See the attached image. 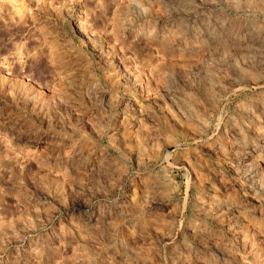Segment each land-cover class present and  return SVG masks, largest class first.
I'll list each match as a JSON object with an SVG mask.
<instances>
[{
    "label": "rangeland",
    "instance_id": "obj_1",
    "mask_svg": "<svg viewBox=\"0 0 264 264\" xmlns=\"http://www.w3.org/2000/svg\"><path fill=\"white\" fill-rule=\"evenodd\" d=\"M0 32V264H264V0H0Z\"/></svg>",
    "mask_w": 264,
    "mask_h": 264
},
{
    "label": "bare ground",
    "instance_id": "obj_2",
    "mask_svg": "<svg viewBox=\"0 0 264 264\" xmlns=\"http://www.w3.org/2000/svg\"><path fill=\"white\" fill-rule=\"evenodd\" d=\"M211 33V32H210ZM2 35H3V33L2 32H0V41H2ZM225 37V36H224ZM221 38V37H220ZM224 38L222 37V39L221 40H223ZM230 39V38H229ZM1 43V42H0ZM59 45V44H58ZM57 45V50H59V49H61V47L60 46H62V45H60V46H58ZM57 52V51H56ZM63 52V55H62V57H64L65 59H66V57H65V52L64 51H62ZM68 54V53H67ZM70 55H68V57H69ZM67 57V58H68ZM69 61V60H68ZM18 70V69H17ZM77 71V70H76ZM72 73V72H71ZM74 74V73H73ZM70 80V79H69ZM79 81V80H78ZM69 83L70 84H72L73 85V83H74V80L72 79L71 81H69ZM76 87V86H75ZM73 88V87H72ZM76 90V89H75ZM10 94H11V97H12V95L14 96V98H17V99H22L24 102V104L25 105H29L30 104V108L31 109H33L34 107H35V101L31 98V97H29V95L27 94V92H23V91H20V90H18V88L17 89H10V91H8ZM9 94V95H10ZM40 105V104H39ZM44 105V104H43ZM43 105L41 106H38L39 108H38V111H40V109H41V111L40 112H42L43 111V108L44 109H46V108H49L48 106H46V104H45V106L43 107ZM29 108V109H30ZM36 108V107H35ZM34 108V109H35ZM36 110V109H35ZM36 112V111H35ZM47 112V111H46ZM43 114H44V112H42ZM47 114V113H46ZM38 115H39V113H38ZM39 117V116H38ZM43 120H44V118H43ZM42 120V121H43ZM37 133V132H36ZM37 135V134H36ZM260 136V135H259ZM38 137H39V135H38ZM37 137V138H38ZM60 142V141H59ZM261 143V142H260ZM238 146V145H237ZM244 147V146H243ZM261 148V147H260ZM251 149V148H250ZM256 149V148H255ZM254 149V150H255ZM241 152H242V150H241ZM247 151L245 150V153H246ZM244 153V152H243ZM256 153V152H255ZM241 154V153H240ZM253 154V153H252ZM247 155V154H246ZM251 155V154H250ZM241 156V155H240ZM243 157V156H242ZM246 157V156H245ZM255 157V156H254ZM240 159H241V157H240ZM245 159V158H244ZM242 160V159H241ZM250 165V164H249ZM252 167V166H251ZM253 172V171H252ZM248 173H249V171H248ZM256 174V173H255ZM249 175H251V174H249ZM248 175V176H249ZM247 176V175H246ZM252 178V177H251ZM246 180V179H245ZM255 180V179H254ZM247 181H248V179H247ZM254 182V181H253ZM256 182V181H255ZM248 183H249V181H248ZM257 183V182H256ZM259 186V185H258ZM257 186V187H258ZM213 195V194H212ZM215 199V198H214ZM212 200V199H211ZM219 213V212H218ZM224 213V212H223ZM220 218H221V216H220ZM223 218V217H222ZM221 218V219H222ZM223 223V222H222ZM231 223V222H230ZM235 228H236V226H235ZM239 228V227H238ZM232 230V229H231ZM232 232H234V231H232ZM239 235V234H238ZM241 236V235H240Z\"/></svg>",
    "mask_w": 264,
    "mask_h": 264
}]
</instances>
